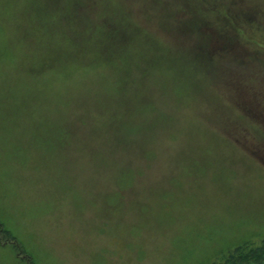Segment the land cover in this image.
<instances>
[{
	"label": "rangeland",
	"instance_id": "rangeland-1",
	"mask_svg": "<svg viewBox=\"0 0 264 264\" xmlns=\"http://www.w3.org/2000/svg\"><path fill=\"white\" fill-rule=\"evenodd\" d=\"M263 240L264 0H0V264Z\"/></svg>",
	"mask_w": 264,
	"mask_h": 264
},
{
	"label": "trees",
	"instance_id": "trees-1",
	"mask_svg": "<svg viewBox=\"0 0 264 264\" xmlns=\"http://www.w3.org/2000/svg\"><path fill=\"white\" fill-rule=\"evenodd\" d=\"M246 245L237 246L224 264H264V247L255 248Z\"/></svg>",
	"mask_w": 264,
	"mask_h": 264
}]
</instances>
